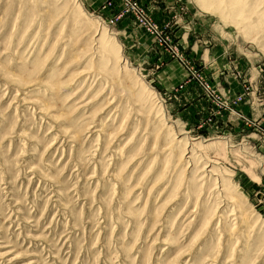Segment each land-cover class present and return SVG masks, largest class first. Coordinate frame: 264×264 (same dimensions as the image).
<instances>
[{
	"label": "rangeland",
	"instance_id": "rangeland-1",
	"mask_svg": "<svg viewBox=\"0 0 264 264\" xmlns=\"http://www.w3.org/2000/svg\"><path fill=\"white\" fill-rule=\"evenodd\" d=\"M0 247L264 264V0H0Z\"/></svg>",
	"mask_w": 264,
	"mask_h": 264
},
{
	"label": "bare ground",
	"instance_id": "bare-ground-1",
	"mask_svg": "<svg viewBox=\"0 0 264 264\" xmlns=\"http://www.w3.org/2000/svg\"><path fill=\"white\" fill-rule=\"evenodd\" d=\"M193 147H195L194 145H193ZM195 149H196V147H195ZM190 150V149H189ZM191 150H192V148H191ZM198 151H200L199 149H197ZM195 151V150H194ZM190 159V158H189ZM211 162V164H213L214 162L213 161H210ZM216 164V163H215ZM209 165V164H208ZM214 165V164H213ZM209 168L211 167V165L210 166H208ZM206 169V168H205ZM204 170V169H203ZM215 171H216V169H214V167L211 169V170H209V173H210V175L211 174H215ZM208 174V173H207ZM216 175V174H215ZM218 176V175H217ZM219 178H220V176H219ZM232 198V197H231ZM230 200V199H229ZM233 201V200H232ZM231 201V202H232ZM230 203V202H229ZM234 205V204H233ZM235 208H236V206H235ZM232 213V212H231ZM237 213V212H236ZM234 215H235V212H234ZM238 215V214H237ZM246 217V216H245ZM248 217V216H247ZM237 218V217H236ZM220 219H223V217H220ZM244 220V219H243ZM248 221V219H245L244 221ZM250 220V219H249ZM220 221H222V220H220ZM223 222V221H222ZM240 222V221H239ZM222 224V223H221ZM1 248V247H0ZM2 261V260H1ZM1 264V263H0Z\"/></svg>",
	"mask_w": 264,
	"mask_h": 264
},
{
	"label": "built area",
	"instance_id": "built-area-1",
	"mask_svg": "<svg viewBox=\"0 0 264 264\" xmlns=\"http://www.w3.org/2000/svg\"><path fill=\"white\" fill-rule=\"evenodd\" d=\"M263 103V100L262 99H260V104H262Z\"/></svg>",
	"mask_w": 264,
	"mask_h": 264
}]
</instances>
